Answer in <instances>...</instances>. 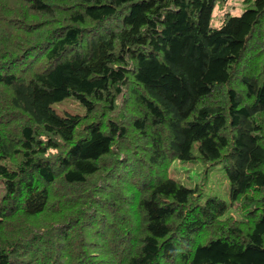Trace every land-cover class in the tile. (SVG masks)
<instances>
[{
	"label": "trees",
	"instance_id": "1",
	"mask_svg": "<svg viewBox=\"0 0 264 264\" xmlns=\"http://www.w3.org/2000/svg\"><path fill=\"white\" fill-rule=\"evenodd\" d=\"M222 1L0 0V264H264V0Z\"/></svg>",
	"mask_w": 264,
	"mask_h": 264
},
{
	"label": "rangeland",
	"instance_id": "2",
	"mask_svg": "<svg viewBox=\"0 0 264 264\" xmlns=\"http://www.w3.org/2000/svg\"><path fill=\"white\" fill-rule=\"evenodd\" d=\"M242 9V0H223L220 3H216L211 13L210 27L217 28L220 25V17L223 13L228 12L231 15H238ZM51 108L58 115L67 113L80 116L84 114L83 107L72 97L52 104ZM169 176L186 188L192 189L198 186L201 194L199 203H202L209 196H215L222 201L228 202V183L220 165L212 166L205 172L204 168L199 164H180L175 162L169 168ZM1 195L2 185L0 182V197Z\"/></svg>",
	"mask_w": 264,
	"mask_h": 264
}]
</instances>
